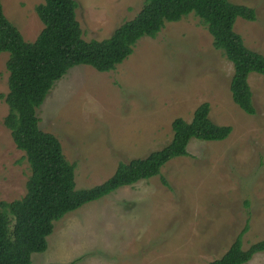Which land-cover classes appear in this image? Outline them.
<instances>
[{
    "label": "rangeland",
    "instance_id": "obj_1",
    "mask_svg": "<svg viewBox=\"0 0 264 264\" xmlns=\"http://www.w3.org/2000/svg\"><path fill=\"white\" fill-rule=\"evenodd\" d=\"M229 1L254 9L255 19L237 17L234 29L264 55V0ZM1 2L24 39L33 41L43 27L34 7L43 0ZM76 2L83 38L100 40L132 18L143 0ZM7 56L0 52V94L8 90ZM232 74L205 25L189 14L141 37L115 69L79 64L57 80L37 109L39 127L57 137L65 160L74 163L77 188L101 183L119 162L164 146L171 121L190 120L204 101L210 118L232 129L223 140L191 139L189 155L171 159L160 174L54 221L46 250L32 253L31 264H207L247 219L243 248L264 239V80L248 76L256 110L248 114L231 98ZM7 110L0 98V201L23 196L31 174L2 123ZM246 264H264V251Z\"/></svg>",
    "mask_w": 264,
    "mask_h": 264
},
{
    "label": "trees",
    "instance_id": "obj_2",
    "mask_svg": "<svg viewBox=\"0 0 264 264\" xmlns=\"http://www.w3.org/2000/svg\"><path fill=\"white\" fill-rule=\"evenodd\" d=\"M76 8V0L38 3L34 10L43 27L33 41H26L4 14L0 0V52L8 54V90L0 94L8 110L2 123L15 146L24 152L31 172L23 196L0 201V264H31V254L46 250L54 221L66 213L120 187L160 174L171 159L189 155L191 139L218 141L231 132L230 125L210 118L209 103L204 101L194 109L190 120L176 117L171 121L172 137L164 146L144 157L119 162L101 183L77 188L74 163L65 160L57 137L39 127L37 115L54 83L73 66L87 64L101 72L111 71L133 52L141 37H154L165 21L193 14L207 28L213 46L233 66L229 86L233 102L245 113L256 112L248 76L255 72L264 80V55L247 47L234 29L237 17L255 19L252 7L229 0H143L132 18L100 40L83 38ZM163 184L167 182L163 180ZM248 221L226 251L207 264H246L253 255L264 251V239L243 248Z\"/></svg>",
    "mask_w": 264,
    "mask_h": 264
},
{
    "label": "crops",
    "instance_id": "obj_3",
    "mask_svg": "<svg viewBox=\"0 0 264 264\" xmlns=\"http://www.w3.org/2000/svg\"><path fill=\"white\" fill-rule=\"evenodd\" d=\"M103 220H105L104 218H102Z\"/></svg>",
    "mask_w": 264,
    "mask_h": 264
}]
</instances>
